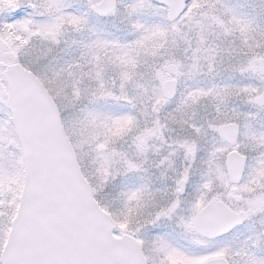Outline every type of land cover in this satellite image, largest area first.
Instances as JSON below:
<instances>
[{
    "label": "snow or ice",
    "instance_id": "obj_1",
    "mask_svg": "<svg viewBox=\"0 0 264 264\" xmlns=\"http://www.w3.org/2000/svg\"><path fill=\"white\" fill-rule=\"evenodd\" d=\"M0 264H264V0H0Z\"/></svg>",
    "mask_w": 264,
    "mask_h": 264
}]
</instances>
